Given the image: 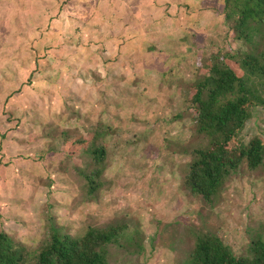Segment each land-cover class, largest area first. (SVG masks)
Returning <instances> with one entry per match:
<instances>
[{
  "label": "rangeland",
  "instance_id": "374dc122",
  "mask_svg": "<svg viewBox=\"0 0 264 264\" xmlns=\"http://www.w3.org/2000/svg\"><path fill=\"white\" fill-rule=\"evenodd\" d=\"M120 1H141L137 15L129 5L130 22L145 19L144 43L151 40L167 62L160 66L161 99L143 103V87L129 88L143 98L117 105L132 109L128 125L118 121L112 137L109 126L91 130L99 105L108 102L105 88L87 87L84 78L102 65L88 46L105 41L98 34L118 25L113 18L124 7L106 0H0V230L37 250L50 223L73 237L89 227L124 226L122 247H108V264H186L200 233L216 234L241 256L257 234L264 236V157L255 170L243 161L213 204L188 195L182 178L190 152L208 145L191 111L197 78L212 57L240 61L248 47L224 23L223 0ZM156 74L149 79L155 91ZM250 113L237 142L264 143V104ZM70 129L83 137L103 134L96 145L106 151L104 170L92 194L85 176L97 165L90 152L64 146Z\"/></svg>",
  "mask_w": 264,
  "mask_h": 264
},
{
  "label": "trees",
  "instance_id": "16d2710c",
  "mask_svg": "<svg viewBox=\"0 0 264 264\" xmlns=\"http://www.w3.org/2000/svg\"><path fill=\"white\" fill-rule=\"evenodd\" d=\"M222 11L233 38L247 45L248 52L236 62L229 56L212 57L193 86L191 111L196 113V134L206 138L208 145L190 152L182 187L208 204L218 200L243 161L249 170H255L264 157L260 138L245 145L237 142L251 117L250 107L264 104V0H223ZM75 131L70 129L69 136L64 133L63 144L71 152L82 149L92 154L97 166L85 176L92 194L101 185L104 170L106 151L96 145L103 134L96 131L83 137ZM48 230V238L37 250L0 230V264H108V247H122L124 226L89 227L81 237L64 233L51 223ZM186 264H264V236L257 234L244 254L237 256L216 234H196Z\"/></svg>",
  "mask_w": 264,
  "mask_h": 264
},
{
  "label": "crops",
  "instance_id": "0c3cea01",
  "mask_svg": "<svg viewBox=\"0 0 264 264\" xmlns=\"http://www.w3.org/2000/svg\"><path fill=\"white\" fill-rule=\"evenodd\" d=\"M106 1L115 8L118 7L122 9L124 7L125 9L123 8L121 11L117 10L115 13L113 20H116V23H118L117 26H105L102 30L103 33L98 34L99 37L103 38L102 40L105 41L102 43L100 42L98 45L88 46L87 54H96L97 58L102 61V65H98V68L86 70L87 73H85L84 79L87 87L95 86L97 88H105L104 96H106L107 99L105 100L109 104L105 103L103 106L99 105L96 117H98L100 121L95 120L94 128L91 130H95L97 127H101L100 130H104V127L109 126L112 129V134L110 136L113 137L118 129L117 127L120 128L118 121H122L125 127L128 125V122H125V116L126 113L129 112L128 109H132V106L123 109L121 107L119 108L117 105L134 104L143 98L142 96L135 98V94L132 93L129 95V88L139 89L143 87V103H145L144 100H147L148 103H153L156 102L158 98L161 99L159 94L162 92L165 77L162 74L160 66L164 67L165 61L167 62V57L165 58L158 49L155 50L153 47V49L150 48L151 44H148V42L151 40L148 39V42L144 43L146 38L143 26L145 23L144 18L138 16L139 20H137L136 17L130 22L129 16H133L135 12L137 15V11H139L137 8H141L142 6L141 1ZM97 3L101 5V1ZM130 4H133L135 12L128 10ZM95 7L96 8L91 10V12H95L97 19L100 17V10L97 9V4ZM123 13L125 18L120 20L119 17H122ZM88 18H90V16L87 17V19ZM96 19H94V21H96ZM97 22L103 25L102 21L97 20ZM161 37L163 36L161 35ZM154 71H156L157 74L155 76L158 79L155 85L157 86V91L153 89L154 85L150 83L151 81L149 80ZM116 74H118V77H116ZM113 88H123L124 90L118 89V91L115 90L116 93H114L112 92ZM146 88L147 91H145ZM153 92H155L154 95H151ZM102 95L103 93L98 94L99 98H102ZM86 96L90 97V94L87 93Z\"/></svg>",
  "mask_w": 264,
  "mask_h": 264
}]
</instances>
